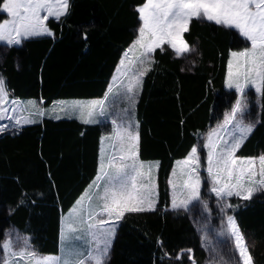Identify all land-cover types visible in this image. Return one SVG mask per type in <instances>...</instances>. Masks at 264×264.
<instances>
[{"label": "trees", "instance_id": "trees-1", "mask_svg": "<svg viewBox=\"0 0 264 264\" xmlns=\"http://www.w3.org/2000/svg\"><path fill=\"white\" fill-rule=\"evenodd\" d=\"M144 2L69 0L67 14L46 23L53 36L26 40L3 55L0 75L10 96L46 108L103 98L122 52L135 39V8ZM184 35L195 49L192 62L157 49L131 109L139 160L159 164L156 210L120 219L104 264H193L186 251L175 259L187 249L195 264L205 260L189 216L167 208L166 181L175 162L234 103L235 93L225 87L229 53L246 43L231 29L198 20ZM249 97L255 128L237 151L244 158L264 155V95ZM37 121L0 134V239L13 227L40 254L57 255L61 216L95 177L106 128L66 117ZM229 202L254 264H264V193Z\"/></svg>", "mask_w": 264, "mask_h": 264}, {"label": "snow or ice", "instance_id": "snow-or-ice-1", "mask_svg": "<svg viewBox=\"0 0 264 264\" xmlns=\"http://www.w3.org/2000/svg\"><path fill=\"white\" fill-rule=\"evenodd\" d=\"M68 0H0V48L19 46L32 37L53 36L46 21H57L67 14ZM139 35L124 52L116 75L101 99L87 103L61 102L50 110L49 118L76 115L84 124L111 121V135L102 137L101 158L96 177L62 218L60 255H41L27 235L8 232L0 239V264H104L116 224L125 213L156 210L157 183L154 171L159 164H148L138 158L139 135L131 109L142 85V79L153 54L164 46L176 58L195 51L185 39L193 20H207L234 29L246 43L243 50L232 51L227 64L225 86L236 98L223 120L209 130L202 145L191 147L176 161L168 184L171 209L196 213L202 207L204 216L194 220L200 233L201 247L208 253L207 264H254L248 243L228 209L229 198L249 200L264 190V155L253 158L236 156V152L253 132L255 124L245 123L250 92L254 88L264 95V0H145L136 7ZM45 13V15H41ZM42 103V102H41ZM128 105L127 108L122 105ZM47 113L35 101L22 104L9 99L5 81L0 76V132L38 122ZM206 150V177L202 174L201 155ZM202 187L216 197L219 226L212 222L209 202L202 198ZM195 202V203H194ZM191 206V207H190ZM193 259L191 249L181 250Z\"/></svg>", "mask_w": 264, "mask_h": 264}, {"label": "rangeland", "instance_id": "rangeland-1", "mask_svg": "<svg viewBox=\"0 0 264 264\" xmlns=\"http://www.w3.org/2000/svg\"><path fill=\"white\" fill-rule=\"evenodd\" d=\"M68 5H69V0H68ZM68 9V8H67ZM4 16H3V18H7V15H6V13L5 14H3ZM42 16L43 15H45V13H42L41 14ZM64 16V15H63ZM62 17V16H61ZM60 17V18H61ZM3 18L0 20V22H3ZM50 19H52V20H56L54 17H50L48 20H50ZM57 21V20H56ZM198 21H200V20H198ZM200 22H209V21H207V20H203V21H200ZM46 23H47V21H46ZM140 21H139V14H138V26H137V28H136V30L134 31V33H135V38L136 37H138V35H139V32H138V27H139V25H140ZM211 23H213V22H211ZM213 24H215V23H213ZM231 30H233V31H235L237 34H238V36H239V33L236 31V30H234V29H231ZM137 34V35H136ZM40 37H48L47 35H45V36H40ZM40 37H32V38H29V39H36V38H40ZM240 37V36H239ZM29 39H27V40H29ZM241 39H243L244 40V38H242L241 37ZM24 41H26V40H24ZM24 41H22V43H24ZM244 42L245 43H247L248 44V46L250 47V42H247V41H245L244 40ZM21 45H19V46H13V47H20ZM130 47V46H129ZM128 47V48H129ZM12 48V47H11ZM127 48V49H128ZM164 48H168L167 47V45H165L164 46ZM127 49H125L123 52H122V56H121V58L123 57V54H124V52L127 50ZM169 50H171L170 48H168ZM8 50V47H4V48H0V62H1V60H2V57H3V55L6 53V51ZM241 50H243V48L242 49H239V50H235V51H241ZM172 51V50H171ZM232 52V51H231ZM231 52L229 53V59L231 58ZM174 53V52H173ZM194 53H195V51H192V52H189V53H187V54H184L182 57H180V59H182V60H184L186 63H190V62H192V59H193V57H194ZM174 55H175V53H174ZM228 59V60H229ZM121 60V59H120ZM120 63V62H119ZM226 75H227V72H226ZM1 76V75H0ZM112 79H113V77L111 78V80H109V82H108V85L111 83V81H112ZM108 87V86H107ZM226 87V86H225ZM227 89V88H226ZM228 91H233L234 92V90H229V89H227ZM8 91V90H7ZM246 91H248V92H252V94H254V95H258L256 92H255V89L254 88H249V89H246ZM235 93V92H234ZM8 95H9V99H16V98H13L12 96H10V93L8 92ZM250 97H248V109H247V112H246V118H245V123H248L249 121H252L253 123H255V119L253 118V112L251 111V105H250V99H249ZM16 100H18V99H16ZM92 100H96V99H91V100H66V101H58V102H56V103H53L51 106H49V107H44L43 105H42V103H41V101H36V100H27V101H23V100H18V101H20L22 104H26V103H28V102H31V101H35V102H37L38 103V106L40 107V108H42L44 111H45V113H47L45 116H43V117H36V120H40V119H43V118H49V116L50 115H53V113H51L50 112V110L51 109H53V107L54 106H57V105H59L61 102H64V103H66V104H70V103H73V102H82V103H87V102H89V101H92ZM254 100V99H253ZM255 102V101H254ZM122 107H124V108H127L128 107V105H122ZM230 110V108L227 110V111H229ZM60 114V116L63 118V117H66V118H69L67 115H65L64 113H59ZM71 118H75V119H77V120H79V121H81L79 118H77V116L76 115H72V117ZM50 119H54V120H58V119H55V118H50ZM222 120H223V118H222ZM221 120V121H222ZM220 122V121H219ZM0 123H2V124H5V123H9L7 120H5V121H0ZM218 123V122H217ZM217 123H215L214 125H212V126H210L205 132H203V133H201L199 136H198V138H197V144L195 145V146H200V145H202V143L204 142V140H203V138L205 137V135H206V133L209 131V130H211L212 128H215L216 126H217ZM32 124V123H31ZM95 124H98V125H102V126H104L105 128H106V131H105V133L103 134V136L102 137H106V136H108V135H111V129H112V126H111V121H110V119L109 120H106V121H104V122H101V123H95ZM26 125H29V124H25V125H23V126H21V127H19V128H11V129H6L5 131H3V132H0V134L2 133H16L20 128H23L24 126H26ZM102 137H101V139H102ZM101 139H100V146H99V153H100V158H101V149L102 148H107V144H104V145H102L101 144ZM206 156H207V152H206V150H204L203 151V153H202V155H201V161H202V174H203V176L204 177H206V171H203V168L204 167H206ZM236 156H238L237 155V152H236ZM261 156V155H260ZM239 157V156H238ZM257 157H259V156H257ZM242 158H244V157H242ZM251 158H253V157H251ZM145 163H148V164H156L155 162H145ZM99 164H100V159H99ZM175 164H176V162H175ZM175 164H174V166H173V168L175 167ZM172 168V169H173ZM156 171L157 170H155L154 171V176H155V178H156ZM171 173H172V170H171V172H170V174H169V177H168V179H167V181H166V187H167V192H168V206H167V208H168V210L169 211H171V212H174V213H179V212H183V213H186L188 216H189V219H190V221H191V223H192V225H193V227H194V229H195V231H196V235H197V237H198V239H199V243H200V248H201V250L205 253V260L203 261V263L202 264H207V260H208V253L201 247V241H200V233H198L197 232V230H196V224L194 223V220L195 219H198L199 218V214L200 213H203V215L204 216H207L208 215V213H206V212H203V209H202V207H200V208H198L197 210H196V213H192V212H185L183 209H178V210H172L171 209V188H170V186H169V184H168V180H169V178L171 177ZM87 189H88V187H87ZM262 193H264V190H261V191H257V192H255L254 194H253V196H256V195H259V194H262ZM201 195H202V198H206L207 200H208V202H209V209L211 210V212H212V222L214 223V224H216V226L218 227L219 226V223H220V221H219V219L217 218L218 216H219V209L217 208V206H216V203H215V201H216V197H215V195L214 194H212L211 192H210V190H208V191H205V189L202 187V190H201ZM252 196V197H253ZM239 199L238 197H236V196H233V197H231V198H229V200L230 199ZM157 201H158V191H157ZM195 203V202H194ZM230 203V202H229ZM156 207H157V203H156ZM191 207V206H190ZM228 212H229V214H232L231 213V208L230 209H228ZM125 214H127V213H125ZM125 216V215H124ZM120 221V220H119ZM119 221H115V224L117 225V223L119 222ZM61 224H62V222H61ZM60 228H61V226H60ZM116 229V228H115ZM61 231V230H60ZM8 232H14V233H19V234H22V233H20L19 231H17L16 229H14L13 227H10V228H8L7 230H6V232H4V235H3V238H5L6 237V234L8 233ZM24 235V234H23ZM113 238V237H112ZM246 239V238H245ZM112 240V239H111ZM246 241H247V239H246ZM248 243V242H247ZM60 253H61V242H60V240H59V254H57V255H60ZM41 255H43V254H41ZM106 260V259H105ZM105 262V261H104Z\"/></svg>", "mask_w": 264, "mask_h": 264}, {"label": "crops", "instance_id": "crops-1", "mask_svg": "<svg viewBox=\"0 0 264 264\" xmlns=\"http://www.w3.org/2000/svg\"><path fill=\"white\" fill-rule=\"evenodd\" d=\"M141 6H142V5H141ZM135 9H136V8H135ZM118 65H119V64H118ZM116 69H117V67H116ZM116 69L114 70L113 75L111 76V78L114 77V76L116 75ZM110 80H111V79H110ZM80 122H81V121H80ZM26 126H27V125H26ZM98 156H100V153H99ZM99 159H100V157H99ZM99 159H98V161H99ZM98 169H99V162H98ZM98 169H97V172H98ZM96 175H97V173H96ZM96 175H95V177H96ZM95 177H94V178H95ZM94 178H93V179H94ZM92 181H93V180H92ZM86 189H87V188H86ZM86 189H85V190H86ZM84 192H85V191H84ZM84 192H83V193H84ZM74 205H75V204H74ZM72 208H73V207H72ZM72 208H71V209H72ZM71 209H70V210H71ZM70 210H69V211H70ZM69 211H68L66 214H64V215L61 216L60 224H61V222H62V218L65 217V216H67V214L69 213ZM60 226H61V225H60Z\"/></svg>", "mask_w": 264, "mask_h": 264}, {"label": "bare ground", "instance_id": "bare-ground-1", "mask_svg": "<svg viewBox=\"0 0 264 264\" xmlns=\"http://www.w3.org/2000/svg\"><path fill=\"white\" fill-rule=\"evenodd\" d=\"M137 35V34H136ZM90 99V98H89ZM56 103V102H55ZM5 124H7V123H5ZM87 125H89V124H87ZM253 156V155H252Z\"/></svg>", "mask_w": 264, "mask_h": 264}]
</instances>
